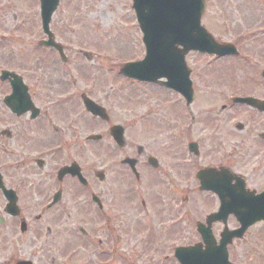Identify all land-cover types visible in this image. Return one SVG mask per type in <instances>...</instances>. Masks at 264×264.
<instances>
[{"label":"flooded vegetation","instance_id":"1","mask_svg":"<svg viewBox=\"0 0 264 264\" xmlns=\"http://www.w3.org/2000/svg\"><path fill=\"white\" fill-rule=\"evenodd\" d=\"M39 4L36 0V15L0 33L3 244L12 236H30L40 247L33 264L45 250L39 257L45 263L49 252L64 250L65 264H264V51L255 55L257 65H248L255 70L248 81L254 92L227 96V82L213 94L208 116L199 124L192 112L195 99L187 105L180 93L163 85L154 86L177 97L184 115L170 114L169 104L170 113L164 108L161 118L149 109L121 124L114 120L120 109L112 100L126 93H114L113 86L107 90L112 93H101L102 85H88L86 63L96 51L80 46L85 65L72 66L73 46L67 35L53 31V22V33L44 32ZM5 9L0 4V22ZM193 54L198 53L187 54V64ZM231 59L211 58L213 64ZM190 71L196 96L201 72ZM210 74L215 79V72ZM235 98H254L256 104ZM90 102L99 114L92 113ZM130 106L135 111L142 105ZM180 117H191L190 129L199 125L211 137L184 146ZM116 127L123 144L112 135ZM139 139L155 142L142 145ZM9 196L16 201L14 210ZM185 234L193 240L183 242Z\"/></svg>","mask_w":264,"mask_h":264},{"label":"rangeland","instance_id":"2","mask_svg":"<svg viewBox=\"0 0 264 264\" xmlns=\"http://www.w3.org/2000/svg\"><path fill=\"white\" fill-rule=\"evenodd\" d=\"M129 1H126L127 5H125L124 0H61L53 16L52 29L58 34L67 35V43L73 46L71 51L72 66L78 68L85 65L82 62L84 58L77 50L80 46L88 51H96V53L90 52L93 54L92 58L86 63L89 72L87 80L89 86L91 85L90 82H93L102 85L98 87L104 88L101 93H112L107 91L110 90L111 86L115 87L114 93L120 92V90L126 93L121 100L120 98L117 101L112 100L120 109V112H115L114 120L118 123L124 124L127 121L135 120L141 113H146L149 109H151L153 117L161 118L164 108L167 113H170L169 104L173 106V112L170 114H174V116L176 114L184 115L177 97L173 98L168 96L169 94H164L154 85L131 82L120 75V68L127 63L143 60L146 54L141 31ZM0 4L6 8L4 10L5 19L1 21L2 23L0 22V33H10L11 28H14L17 22L25 20L28 14H34V9H36V0H0ZM204 12L203 26L219 42L235 43L240 51V57L225 61V63L216 62L215 64H211L212 62L210 63L204 56L197 54H193L189 58L188 66L194 68L196 72L197 69L201 72L195 82L197 93L195 106L192 109L198 124L202 118L208 116V104L212 102L213 94L221 91L220 88L225 87L227 82L231 86V89L230 87L227 88V96L254 92V88L250 86L248 81L253 75L252 71L254 73L255 70L248 68V65H257L255 55H261V51H264V37H257L259 33L264 31V0H207V8ZM28 22L32 24L33 18L27 20L26 23ZM83 39L85 42L81 43ZM243 58H248V60ZM61 64L58 60L56 61V65ZM213 71L215 72V79L211 78L210 72ZM54 74L56 77L58 76L57 72ZM134 92H139L142 95L137 93L132 97ZM137 96L138 98L142 97L143 101L139 100L134 103L131 99ZM102 97L105 98V94ZM132 103H139L142 106L137 107L134 111L133 107L130 106ZM219 106L220 104L216 106V113L220 112ZM180 120L184 122V146L189 141H200L202 138H207L208 134L211 137L210 131L203 133L202 130L198 129L199 125L190 129L191 117L185 120L180 117ZM244 120L246 121V119ZM165 141L168 144L172 140L168 138ZM138 142L142 145L147 144V142L152 145L155 141L150 139L144 142L143 139H139ZM159 142L160 138L154 146H159ZM213 143L211 144L213 145ZM102 144L107 145L108 143L105 141ZM24 207L28 208L26 203H24ZM62 229H64L63 224L61 225ZM54 231L57 232L59 229L56 228ZM1 233L0 231V264H13L14 259L32 260L35 252L36 254L40 252L39 245L29 241L30 236L22 240H17L16 236H12L8 239L11 243L3 244L6 239L4 232L3 235ZM139 237H144L143 233ZM183 238V242L193 240L192 236L189 237L186 234ZM14 245L18 248H12ZM45 252L47 251L41 252L39 257L42 258ZM65 255L64 250L60 255L52 250L46 255V263L36 257L35 264H53L51 262L53 257L56 260L55 264H65Z\"/></svg>","mask_w":264,"mask_h":264},{"label":"water","instance_id":"3","mask_svg":"<svg viewBox=\"0 0 264 264\" xmlns=\"http://www.w3.org/2000/svg\"><path fill=\"white\" fill-rule=\"evenodd\" d=\"M58 5L59 0H42L41 15L45 33L51 34L49 25ZM204 7V0H134L147 55L144 61L127 65L122 72L147 82H157L162 77L169 78L167 85L181 91L188 102H192L194 93L188 79L189 71L184 69L187 68L185 55L192 50L218 56L237 54L234 46L217 43L201 25ZM180 45L184 46L183 50L178 49ZM182 73H185L183 79ZM249 100L251 99L242 101L250 102ZM89 108L92 113L99 114L91 102ZM119 129L114 128L112 135L117 142L123 144L122 131H118Z\"/></svg>","mask_w":264,"mask_h":264}]
</instances>
